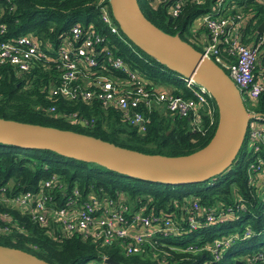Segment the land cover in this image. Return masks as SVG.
<instances>
[{"label":"trees","instance_id":"16d2710c","mask_svg":"<svg viewBox=\"0 0 264 264\" xmlns=\"http://www.w3.org/2000/svg\"><path fill=\"white\" fill-rule=\"evenodd\" d=\"M230 1L233 6L226 13L242 10L247 18L244 30L255 31L264 20V3L256 0ZM137 4L155 26L170 34L177 33L200 49V38L205 30L191 31L190 24L210 9L212 0L200 3L185 0L177 15L170 14L166 4L153 5L149 0H137ZM0 23L5 27L3 38L27 34L41 45L47 42L54 47L68 35V28L73 23L80 26L90 24L97 30H104L93 0H0ZM121 35L122 39L111 40L110 48L142 74L148 84L160 86L169 83L171 90L178 93V75L136 47L122 32ZM56 75L53 64L36 62L29 70L21 72L12 64L0 63V117L71 129L142 152L167 155L184 154L201 147L214 130L215 108L211 122H208L209 116L202 113V128L195 129L186 117L153 107L148 112L144 108L148 121L144 129L139 130L125 121L113 106H103L97 100L51 95L49 90L55 84ZM182 94L186 95L185 92ZM50 105H54L53 111H48ZM247 109L264 118V91ZM69 111L92 119V123L84 126L79 121L66 120L63 114ZM246 143L245 136L232 162L220 173L181 185L132 178L50 149L0 143V187L5 188L6 194L34 191L41 180L54 174L65 183L66 194L72 187L79 190L80 198L90 193L105 196L121 194L124 201L134 208L142 206L145 212L168 214L180 224L176 234L154 236L150 240L152 244H146L142 252L124 254L117 243L101 245L94 239H83L79 234L56 238L26 213L0 202V212L6 211L10 216V221L0 219V224L8 226L7 231L0 232V244L20 248L51 264H108L102 261L103 257L122 264H199L208 259L210 264H264V256L257 254L264 249V239L261 240L264 235V185L260 182L264 172L249 175L247 168L254 157L246 150ZM260 155L264 157L263 152ZM237 198H241L244 209L234 211V218L195 229L185 225L182 206H186L190 199L197 200L199 206L205 208L210 205L231 206ZM56 199L57 204L65 200L60 192H56ZM245 227H249L250 234L242 237ZM231 232L238 233V237L222 249L217 259H213L204 248L194 250Z\"/></svg>","mask_w":264,"mask_h":264},{"label":"built area","instance_id":"2783aa9c","mask_svg":"<svg viewBox=\"0 0 264 264\" xmlns=\"http://www.w3.org/2000/svg\"><path fill=\"white\" fill-rule=\"evenodd\" d=\"M93 1L104 30H97L90 24L80 26L73 23L68 28V35L56 47L47 42L41 45L27 34L3 38L5 27L0 23V63L12 64L21 72L29 70L36 62L53 64L57 75L55 84L49 90L51 95L97 100L103 106H113L121 112L125 121L139 130L144 129L148 121L146 112L152 107L186 117L195 129L202 128V113L208 115V122H211L215 104L204 86L191 77L178 76L179 94L174 93L169 85L159 89L155 84H148L142 74L110 48L112 39H122L121 32L111 15L109 1ZM184 1L149 0V3L166 4L168 12L177 15ZM194 1L200 3L204 0ZM256 1L264 3V0ZM232 6L230 0H212L210 9L200 15L205 31L198 50L227 73L239 90L244 105L252 106L264 91V24L260 31L257 27L255 31H245L247 18L242 10L226 13ZM53 110L54 105H50L48 111ZM63 115L66 120L79 121L84 126L92 123V119L77 115L75 111ZM245 136L246 150L254 157L248 165V173L260 174L264 172V157L260 155V152L264 153V118L260 114L248 121ZM262 177L260 182L264 185ZM56 192L62 193L65 198L62 204H57ZM0 202L26 213L56 238L79 234L83 239L91 238L101 245L117 243L124 254L142 252L146 244H152L150 240L154 236L174 235L180 226L168 214L145 212L142 206L134 208L124 201L121 194L105 196L90 193L80 198L76 187L66 194L65 183L54 174L41 180L34 191L23 190L9 195L1 186ZM182 207V216L189 229L232 219L234 211L244 209L241 198H237L231 206L210 205L205 208L200 207L197 200L190 199ZM0 219L10 221V216L2 211ZM7 230L6 224H0L1 233ZM249 234V227H245L241 236ZM237 237L238 233L231 232L194 250L204 248L213 259H217L222 249ZM257 254L263 257L264 249ZM199 264H210V261L203 260Z\"/></svg>","mask_w":264,"mask_h":264},{"label":"water","instance_id":"95a60500","mask_svg":"<svg viewBox=\"0 0 264 264\" xmlns=\"http://www.w3.org/2000/svg\"><path fill=\"white\" fill-rule=\"evenodd\" d=\"M119 30L136 47L178 76L191 77L211 95L216 108L212 135L184 154L147 153L99 137L51 125L0 117V143L50 149L61 155L97 163L132 178L181 185L220 173L232 162L245 136L248 111L227 73L177 33H167L141 12L137 0H108ZM262 20L257 25L260 31ZM104 263L122 264L109 257ZM0 264H51L25 250L0 244Z\"/></svg>","mask_w":264,"mask_h":264},{"label":"rangeland","instance_id":"374dc122","mask_svg":"<svg viewBox=\"0 0 264 264\" xmlns=\"http://www.w3.org/2000/svg\"><path fill=\"white\" fill-rule=\"evenodd\" d=\"M197 23H198V25L200 24V17L199 16L193 19V21L190 24V28L193 30L195 28V26H196ZM165 84L167 86L170 85L169 83L168 84L165 83ZM159 85H160V86H158L159 89H161L162 87H165L166 86V85H163V84H159ZM247 107H248V105H247ZM263 239H264V235L261 236V240H263Z\"/></svg>","mask_w":264,"mask_h":264},{"label":"crops","instance_id":"0c3cea01","mask_svg":"<svg viewBox=\"0 0 264 264\" xmlns=\"http://www.w3.org/2000/svg\"><path fill=\"white\" fill-rule=\"evenodd\" d=\"M200 17V16H199ZM201 18V17H200ZM202 30L203 29V27L201 26V20H200V24L198 25V23L196 24V26H195V28L192 30L191 28H190V30L191 31H196V30ZM200 32H202V31H200Z\"/></svg>","mask_w":264,"mask_h":264}]
</instances>
